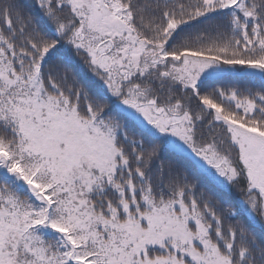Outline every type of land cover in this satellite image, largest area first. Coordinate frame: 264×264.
<instances>
[{"label": "snow or ice", "instance_id": "6c2138e0", "mask_svg": "<svg viewBox=\"0 0 264 264\" xmlns=\"http://www.w3.org/2000/svg\"><path fill=\"white\" fill-rule=\"evenodd\" d=\"M0 264H264V0H0Z\"/></svg>", "mask_w": 264, "mask_h": 264}]
</instances>
